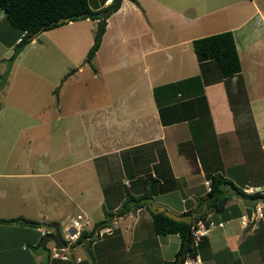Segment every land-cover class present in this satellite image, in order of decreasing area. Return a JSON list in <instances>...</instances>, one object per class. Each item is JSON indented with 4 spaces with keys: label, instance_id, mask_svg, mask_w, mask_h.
<instances>
[{
    "label": "crops",
    "instance_id": "0c3cea01",
    "mask_svg": "<svg viewBox=\"0 0 264 264\" xmlns=\"http://www.w3.org/2000/svg\"><path fill=\"white\" fill-rule=\"evenodd\" d=\"M110 2L101 0L94 8ZM138 2L122 0L106 17L94 66L102 72V50L114 42L113 31L125 24L142 42L137 53L141 61L129 58L131 48H115L111 55L119 59L117 70L110 82L99 83L100 89L91 81L102 76L98 72L88 75L81 87L76 82L74 89L62 81V112L52 121L62 126L51 152L35 153L33 133L21 138L33 124L25 118L8 125L10 130L0 138V218L40 222L5 221L0 264H165L176 257L181 237L154 230L145 197L176 213H193L206 204L202 219L215 224L195 246V256H186L183 264H264V201L249 205L230 191L246 185L264 189V167L247 160L252 147L264 160V81L259 80L264 78V0ZM84 19L92 20L95 29L96 20ZM67 22L61 26L71 20ZM223 30L232 31L241 63L232 76L222 75L212 58L200 62L192 44L195 37ZM22 35L0 9V80L3 60ZM242 85L248 102L233 107L231 96ZM92 93L101 98L90 97ZM215 174L234 184L222 186L224 194H233L220 209H207V181ZM41 176L46 180L37 181ZM36 182H42V194ZM150 182L156 186L152 194ZM79 211L95 215L86 231L92 240L86 236L77 242L68 259L51 256V248L61 242L51 232L57 234L61 221L69 224ZM36 212L42 217H35ZM94 224L107 231H89ZM24 240L36 247L29 250ZM50 240L53 244L46 249ZM39 244L46 255L36 250Z\"/></svg>",
    "mask_w": 264,
    "mask_h": 264
},
{
    "label": "rangeland",
    "instance_id": "374dc122",
    "mask_svg": "<svg viewBox=\"0 0 264 264\" xmlns=\"http://www.w3.org/2000/svg\"><path fill=\"white\" fill-rule=\"evenodd\" d=\"M100 2L101 0H88L89 6L93 9H95L94 7ZM84 18L80 17L71 20L73 23L70 22L68 25L61 26L62 24H60L57 27L38 32L33 35L31 40L27 41L22 50L17 54L16 58H14L7 80L5 81L4 86L0 89V131L2 130L0 138L5 134L6 128L10 130L8 125L11 126L18 118L20 120L25 118L27 122L33 121V124L31 127L24 130L25 135L21 136V138L27 137V135L33 133V147L35 153L37 154L41 150H48V152H51L49 151L50 148L53 149V145L59 140V125L62 126L61 121L52 122L53 119H55L56 116H59L62 112V109L60 110L58 105L60 84L65 80L64 84L74 89L76 82H78V85L81 87L83 86V80L89 79L88 75L97 72L100 73L98 68L94 66L95 53L91 58L89 57L88 60L86 59L88 58L89 48L93 44L94 33L97 26L94 29L93 27L95 26V23H93L92 20L86 21ZM89 18L93 19L91 17ZM94 20H96L97 24L98 20ZM88 28H91V30L89 31ZM124 31L126 36L120 38V35H122L121 32ZM203 31L205 30H202V32ZM202 32L198 31L196 33ZM135 34H132V32L129 31V27L126 24L119 27L116 31H113L115 37L114 42H112V45H109L102 50V55L98 59V65L102 69L100 75L102 76L95 80L90 77L93 83L92 86L97 85L98 89H100L99 83L102 82V80L106 79L110 82L111 78L114 77L113 74L116 72L118 66L117 63L119 62V59L111 55L115 48L124 49L125 52L131 48L134 50V53L129 54V58L132 59L134 63L141 61L142 58L140 57V54L137 53L142 48V42ZM79 35L81 36L80 39L78 38ZM131 35H134L135 39L131 38ZM14 50L15 48L12 50L11 54H13ZM191 50L188 52H193ZM8 58L9 57L4 58L2 63L4 67L3 75L7 70ZM75 62L77 63L76 65H74ZM79 66L82 67L78 70L77 67L79 68ZM123 69L125 68L121 67L122 72ZM259 78L260 81H264V78ZM91 81L89 82L90 84ZM242 87L243 88L237 95L234 93L231 96L233 107L237 106L239 108L241 104L248 102V96L245 92L246 88L244 85H242ZM56 88L57 93L55 92ZM83 91H85V88ZM69 93L72 92L69 91ZM71 95L75 96L76 93ZM94 95L101 98L100 93H92L90 97L93 98ZM92 102L95 103L93 100ZM42 118H50L51 121L42 123L40 122ZM81 127L80 129H82ZM6 138L12 142L11 134H6ZM16 149L18 148L16 147ZM247 157V160L249 159L251 164L262 170L264 167V160L260 159L254 147L248 150ZM35 159L39 162V169L43 171L40 158L38 159V156L36 155ZM40 180H46V177L41 176L37 179V181ZM37 185V193L42 194L40 190V186H43L42 182L37 183ZM47 200L52 201L51 198H47ZM76 213L78 212H74V216ZM35 215V217H42L39 213ZM93 216L95 218V215ZM90 218L94 220L92 216H90ZM10 222L12 221H9L8 223ZM67 223L68 222L65 220L63 222L61 221L59 226V231L61 232L62 237L64 236V240L67 227L69 226ZM0 224V233H2V226L6 224V222L0 220ZM47 243L48 244L45 247L46 249L53 244V241L50 240ZM22 244L27 246L29 250H33L36 247V244H33L28 240H24ZM45 248L39 244L36 250L38 249L46 255ZM67 250L69 251L70 248Z\"/></svg>",
    "mask_w": 264,
    "mask_h": 264
},
{
    "label": "trees",
    "instance_id": "16d2710c",
    "mask_svg": "<svg viewBox=\"0 0 264 264\" xmlns=\"http://www.w3.org/2000/svg\"><path fill=\"white\" fill-rule=\"evenodd\" d=\"M133 1L139 5L138 0ZM113 2L114 0H111L109 4L102 8L93 9L89 6L88 0H0V9L3 10L7 20L14 27H17L18 29L23 31V35L21 36V39L19 40L17 46L25 40H31L34 34H37L42 30L50 29L67 22L62 21L58 23L57 19L60 16H70V20H75L78 19V17H76L77 14L88 12L87 15H83L81 18L91 17L98 20L97 27L94 33V41L89 48V59V57H92V55L100 45L102 34L106 26V17H108V15L110 14L109 13L105 16V20L101 25L102 17L98 14V11L108 7ZM116 9H114L113 11H115ZM192 44L194 51L197 54L198 60L201 62L208 58L214 59L218 63L222 75L232 76L240 71V58L231 30H223L195 37L192 40ZM55 92L57 93V88L55 89ZM150 183L151 188L148 194L156 192V186H153L152 182ZM226 183L234 185L231 181L220 174L211 176L209 183L210 188L208 189L207 209H209L210 207L220 209L226 202V199L233 194H224L226 187L222 188V186ZM236 188H238L245 195L264 196V191L247 193L243 191V188L241 187ZM127 207L128 206H126L125 209H127ZM206 213L207 210H205L202 214L195 216L193 221L202 219L206 215ZM152 217L153 227L156 232H177L181 237V243L176 257L172 260H167L165 264H183L186 256H195L196 245L193 244L191 226H189L183 220H176L166 215L162 211L152 212ZM0 220L17 221L20 223H28L32 225L40 224L39 221L30 220L23 216H17L13 218H0ZM95 227L96 225L94 224L92 229H90L89 231L93 232ZM86 231L87 230H84L81 233L77 242H80L85 236H88V232ZM51 235H55L59 240H61V242L63 241V237L60 231H58L57 234L56 232H51ZM89 240H92V237H90ZM56 244H60V241H57ZM44 246L46 247V242L44 243ZM180 254H182V257L179 260L178 256Z\"/></svg>",
    "mask_w": 264,
    "mask_h": 264
},
{
    "label": "built area",
    "instance_id": "2783aa9c",
    "mask_svg": "<svg viewBox=\"0 0 264 264\" xmlns=\"http://www.w3.org/2000/svg\"><path fill=\"white\" fill-rule=\"evenodd\" d=\"M20 39L21 38H19V40ZM207 183L209 186L210 180H208ZM209 188L210 187H208V189ZM243 190L247 193H252L255 191H260V192L264 191V189L261 186H250V185L244 186ZM91 224H92L91 218L88 213L85 212L76 213V215L70 220L69 226L67 227V232L65 233V240L63 238L61 244H55L51 248V256L68 259L69 251L67 249L68 248L71 249L76 244L81 233L84 230H87ZM214 224L215 223L213 221H209L208 223H206L203 219H197L193 221L191 225L193 244L197 245V243L200 241L202 236L206 235ZM218 224L222 225V222L221 221L217 222V225ZM96 227L94 231L98 229ZM97 231L98 233L99 232L103 233L107 231V228H99ZM86 238H89V236H87ZM76 258L80 260V257H76Z\"/></svg>",
    "mask_w": 264,
    "mask_h": 264
},
{
    "label": "water",
    "instance_id": "95a60500",
    "mask_svg": "<svg viewBox=\"0 0 264 264\" xmlns=\"http://www.w3.org/2000/svg\"><path fill=\"white\" fill-rule=\"evenodd\" d=\"M122 0H114L113 3H111L108 7L103 8L101 10L98 11V14L102 17L101 18V25L105 20V16L108 15L109 13H111L114 9L118 8L120 6ZM88 12H82L80 14H77L76 17L80 18L83 15H87ZM70 20V16H60L57 19V22L60 23L62 21H69ZM35 35V34H34ZM28 40H25L23 42H21L14 50L13 54L8 58V66H7V70L5 72V74L3 75V77L0 80V89L2 88V86L4 85L6 78L9 74L10 68L12 66V61L14 60V58L17 56V54L22 50V48L25 46V44L27 43ZM88 60V58H86ZM230 191H233L234 193H236L238 196H240L247 204L252 205V204H256L259 201L263 200L264 201V196L263 195H245L243 192H241L238 188L235 187H231ZM143 201H146L149 208L153 211V212H158V211H162L164 212L166 215L176 219V220H183L185 221L189 226L192 225L193 219L195 216H198L199 214H202L205 210H206V204H204L198 211H195L193 213H176L172 210H169L168 208H166L163 205H157L154 203V201L152 200L151 197H145L143 198ZM62 242H60L61 244ZM182 257V254H180L178 256V259L180 260Z\"/></svg>",
    "mask_w": 264,
    "mask_h": 264
},
{
    "label": "clouds",
    "instance_id": "9594fccd",
    "mask_svg": "<svg viewBox=\"0 0 264 264\" xmlns=\"http://www.w3.org/2000/svg\"><path fill=\"white\" fill-rule=\"evenodd\" d=\"M244 191V190H243Z\"/></svg>",
    "mask_w": 264,
    "mask_h": 264
}]
</instances>
